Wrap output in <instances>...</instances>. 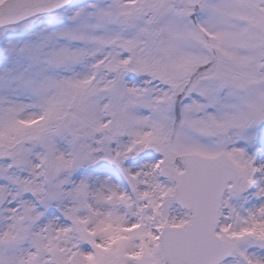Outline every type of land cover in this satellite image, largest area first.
I'll list each match as a JSON object with an SVG mask.
<instances>
[{
	"label": "snow or ice",
	"instance_id": "1",
	"mask_svg": "<svg viewBox=\"0 0 264 264\" xmlns=\"http://www.w3.org/2000/svg\"><path fill=\"white\" fill-rule=\"evenodd\" d=\"M0 264H264V0H0Z\"/></svg>",
	"mask_w": 264,
	"mask_h": 264
}]
</instances>
